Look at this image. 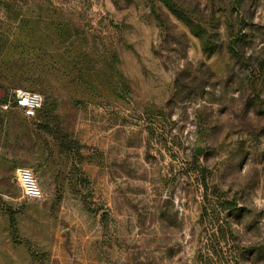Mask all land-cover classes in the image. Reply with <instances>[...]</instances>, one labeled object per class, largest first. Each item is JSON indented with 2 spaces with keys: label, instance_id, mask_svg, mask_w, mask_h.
Listing matches in <instances>:
<instances>
[{
  "label": "rangeland",
  "instance_id": "374dc122",
  "mask_svg": "<svg viewBox=\"0 0 264 264\" xmlns=\"http://www.w3.org/2000/svg\"><path fill=\"white\" fill-rule=\"evenodd\" d=\"M173 3L0 0V264H264V0Z\"/></svg>",
  "mask_w": 264,
  "mask_h": 264
},
{
  "label": "built area",
  "instance_id": "2783aa9c",
  "mask_svg": "<svg viewBox=\"0 0 264 264\" xmlns=\"http://www.w3.org/2000/svg\"><path fill=\"white\" fill-rule=\"evenodd\" d=\"M11 100L15 104V106L22 109L24 111V114L28 117L35 116L38 111L42 109L44 104V97L40 93L24 89L14 90L11 96ZM18 169H28L30 170V175L18 174ZM15 180L19 188L21 189L24 197L26 198L28 197L25 195V188L32 187V180L35 181L36 185L42 192L37 178L35 177L33 171L28 167H18L15 171Z\"/></svg>",
  "mask_w": 264,
  "mask_h": 264
},
{
  "label": "clouds",
  "instance_id": "9594fccd",
  "mask_svg": "<svg viewBox=\"0 0 264 264\" xmlns=\"http://www.w3.org/2000/svg\"><path fill=\"white\" fill-rule=\"evenodd\" d=\"M18 174H28L30 175V170L28 169H18ZM32 187L25 188V195L29 199H42L43 198V193L40 191L38 186L36 185L35 181H31ZM23 187V185H22Z\"/></svg>",
  "mask_w": 264,
  "mask_h": 264
},
{
  "label": "trees",
  "instance_id": "16d2710c",
  "mask_svg": "<svg viewBox=\"0 0 264 264\" xmlns=\"http://www.w3.org/2000/svg\"><path fill=\"white\" fill-rule=\"evenodd\" d=\"M165 5H166V7L172 12V13H174L178 18H180L179 16H181L182 17V15L184 16V18H185V22H187V23H185L189 28H191L192 30H193V25H192V23L191 22H189V21H187V17L182 13V11H183V9H182V11L180 10V8H178V7H176L175 6V3H173V0H161ZM182 14V15H181ZM190 18V17H189ZM189 20H191V18L189 19ZM233 207V206H232ZM234 209V208H233ZM256 251V250H255ZM254 251V252H255Z\"/></svg>",
  "mask_w": 264,
  "mask_h": 264
},
{
  "label": "water",
  "instance_id": "95a60500",
  "mask_svg": "<svg viewBox=\"0 0 264 264\" xmlns=\"http://www.w3.org/2000/svg\"><path fill=\"white\" fill-rule=\"evenodd\" d=\"M6 96V91L4 89H0V97L4 98Z\"/></svg>",
  "mask_w": 264,
  "mask_h": 264
}]
</instances>
